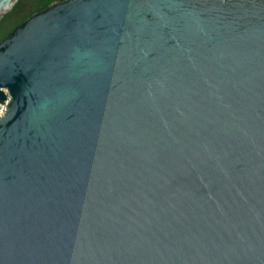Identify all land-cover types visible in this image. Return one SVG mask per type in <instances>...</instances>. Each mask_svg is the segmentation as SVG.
<instances>
[{"label":"water","instance_id":"95a60500","mask_svg":"<svg viewBox=\"0 0 264 264\" xmlns=\"http://www.w3.org/2000/svg\"><path fill=\"white\" fill-rule=\"evenodd\" d=\"M4 89L0 264H264V0L53 3Z\"/></svg>","mask_w":264,"mask_h":264},{"label":"flooded vegetation","instance_id":"af4514ba","mask_svg":"<svg viewBox=\"0 0 264 264\" xmlns=\"http://www.w3.org/2000/svg\"><path fill=\"white\" fill-rule=\"evenodd\" d=\"M60 1H62V0H17L15 2V4L18 2L20 4V9H18L16 11V16L13 19L2 21L3 22L2 24L4 25L6 23H10V21H13V20L16 21L19 18H23V16L25 14H27L30 10H33L34 8H40V9L34 11L33 13L38 12V11L50 6L51 4L58 3ZM41 6H43V7H41ZM33 13H31V14H33ZM4 16L0 18V22H1V20L4 19Z\"/></svg>","mask_w":264,"mask_h":264},{"label":"trees","instance_id":"16d2710c","mask_svg":"<svg viewBox=\"0 0 264 264\" xmlns=\"http://www.w3.org/2000/svg\"><path fill=\"white\" fill-rule=\"evenodd\" d=\"M44 6V5H43ZM41 6V7H43ZM20 9V4L17 2L14 6H13V9L12 11L6 13V15L4 16V19L1 20L0 22V40L6 35L8 34L11 29L18 25L20 22H22L24 19H26L29 15H31V13H33L34 11L40 9V8H34L33 10H30L27 14H25L23 16V18H19L17 19L16 21L13 20V21H10V23H6V24H2L4 20H10V19H13L15 16H16V11Z\"/></svg>","mask_w":264,"mask_h":264},{"label":"built area","instance_id":"2783aa9c","mask_svg":"<svg viewBox=\"0 0 264 264\" xmlns=\"http://www.w3.org/2000/svg\"><path fill=\"white\" fill-rule=\"evenodd\" d=\"M4 92L6 94V99L3 101H0V116L4 114L5 108L7 107L8 101H9V94L8 92L4 89Z\"/></svg>","mask_w":264,"mask_h":264}]
</instances>
